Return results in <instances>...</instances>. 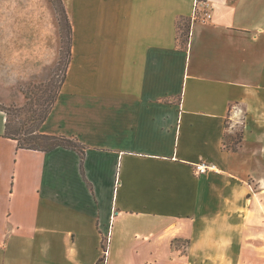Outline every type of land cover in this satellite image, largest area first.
I'll return each instance as SVG.
<instances>
[{
    "label": "crops",
    "instance_id": "crops-1",
    "mask_svg": "<svg viewBox=\"0 0 264 264\" xmlns=\"http://www.w3.org/2000/svg\"><path fill=\"white\" fill-rule=\"evenodd\" d=\"M2 1L19 87L54 50L27 48L26 0ZM61 1L69 56L39 132L77 137L83 171L74 149L18 147L0 108V264H264V0Z\"/></svg>",
    "mask_w": 264,
    "mask_h": 264
},
{
    "label": "rangeland",
    "instance_id": "rangeland-1",
    "mask_svg": "<svg viewBox=\"0 0 264 264\" xmlns=\"http://www.w3.org/2000/svg\"><path fill=\"white\" fill-rule=\"evenodd\" d=\"M2 2L3 4L11 3L16 10L19 7L18 0H3ZM61 11V0H26L27 48H39V44L35 43L40 41L41 37L46 38L48 36L47 40L54 51H52V55L46 58L41 76L39 75L40 70L33 68L36 76H39L37 79L27 80L24 85L18 87L16 84L4 82L3 78L0 77V108L10 113L12 123L25 122L30 118L37 120L39 113L46 110L51 97L59 88L67 61L69 37L68 22ZM16 15L14 20L15 18L18 19ZM9 20L11 17H8L7 23ZM3 29L4 27L0 22V42L5 41ZM25 96L29 99L27 100ZM227 125L232 127V132L226 136L225 146L236 149L241 139L240 127L231 125V123Z\"/></svg>",
    "mask_w": 264,
    "mask_h": 264
},
{
    "label": "trees",
    "instance_id": "trees-1",
    "mask_svg": "<svg viewBox=\"0 0 264 264\" xmlns=\"http://www.w3.org/2000/svg\"><path fill=\"white\" fill-rule=\"evenodd\" d=\"M61 8L62 13L66 17L62 1H61ZM59 13V11H58ZM60 15V13H59ZM67 19V18H66ZM68 22V21H67ZM69 24H68V33H69ZM178 32H179V39H180V45L183 47H186L189 37V22L188 20H184L181 23H178ZM68 43H69V37H68ZM69 54V49H68ZM69 55H67L68 58ZM64 74L62 76V79L60 81L59 87L63 81ZM59 89V88H58ZM57 92L51 97L50 102L46 110L39 113V118L37 120H34V118H30L28 121L25 122H11L10 119V113L5 112L6 114V120H5V130L4 135L6 137L15 139L17 141L18 147L20 148H27V149H33V150H39V151H50L56 147L62 146L64 148H71L78 152L80 156V168L82 170V162L86 151V146L82 144L77 137L74 136H66V135H50V134H43L39 132V126L40 124L45 120L47 117L50 108L57 96ZM28 100L29 98L25 96ZM30 121V122H29ZM241 138V136H240ZM241 140V139H240ZM83 171V170H82ZM105 253L103 252L102 260L105 259Z\"/></svg>",
    "mask_w": 264,
    "mask_h": 264
},
{
    "label": "built area",
    "instance_id": "built-area-1",
    "mask_svg": "<svg viewBox=\"0 0 264 264\" xmlns=\"http://www.w3.org/2000/svg\"><path fill=\"white\" fill-rule=\"evenodd\" d=\"M199 3L200 2L196 0V6H198ZM204 15L206 17H209V13L208 12L205 13ZM195 170L198 173H204V172H206L208 170H213L214 171V170H216V168H215V166L213 164H207L205 162H199L198 164L195 165ZM107 242H108V240L105 243H107ZM103 252L106 255V248H104Z\"/></svg>",
    "mask_w": 264,
    "mask_h": 264
}]
</instances>
